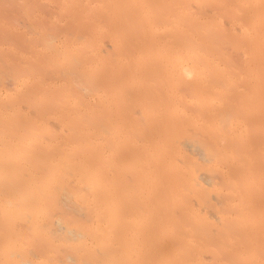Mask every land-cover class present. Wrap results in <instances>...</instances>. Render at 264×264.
I'll list each match as a JSON object with an SVG mask.
<instances>
[{"label":"bare ground","instance_id":"obj_1","mask_svg":"<svg viewBox=\"0 0 264 264\" xmlns=\"http://www.w3.org/2000/svg\"><path fill=\"white\" fill-rule=\"evenodd\" d=\"M0 264H264V0H0Z\"/></svg>","mask_w":264,"mask_h":264}]
</instances>
